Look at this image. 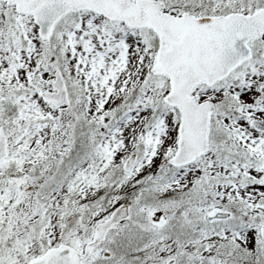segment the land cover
Segmentation results:
<instances>
[{
  "label": "snow or ice",
  "instance_id": "1",
  "mask_svg": "<svg viewBox=\"0 0 264 264\" xmlns=\"http://www.w3.org/2000/svg\"><path fill=\"white\" fill-rule=\"evenodd\" d=\"M0 264H264V0H0Z\"/></svg>",
  "mask_w": 264,
  "mask_h": 264
}]
</instances>
